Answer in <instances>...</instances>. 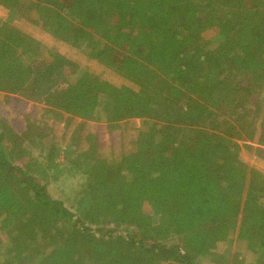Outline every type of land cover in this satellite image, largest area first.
<instances>
[{
  "label": "trees",
  "instance_id": "16d2710c",
  "mask_svg": "<svg viewBox=\"0 0 264 264\" xmlns=\"http://www.w3.org/2000/svg\"><path fill=\"white\" fill-rule=\"evenodd\" d=\"M0 16V92L146 128L115 167L34 159L22 143L45 128L0 120V264H264V0H0Z\"/></svg>",
  "mask_w": 264,
  "mask_h": 264
},
{
  "label": "crops",
  "instance_id": "0c3cea01",
  "mask_svg": "<svg viewBox=\"0 0 264 264\" xmlns=\"http://www.w3.org/2000/svg\"><path fill=\"white\" fill-rule=\"evenodd\" d=\"M0 17L3 18L2 16ZM25 107L33 111L25 112ZM38 107H40L39 110L37 109ZM69 118L71 117L65 114H61L59 118L53 117L49 112L48 106L34 105L33 102L18 95L0 92V120L9 125L10 129L22 135L28 130L29 126L35 125V127L45 128V136L39 143L38 148H35L32 153L35 158H42L52 148H55L61 150V157L63 152L67 150L73 151L74 155L95 152L98 160H105L108 164L115 165L126 156L137 152L141 134L146 131L145 125L142 130L140 121L142 119L140 118L123 120L120 122V127L112 129L108 125V129H105L103 124L93 122H87L83 126L81 124L83 122L80 119L75 118L71 122L68 120ZM136 121H140V126L135 124L137 123ZM131 124H135L137 127L127 126ZM130 136L132 140H128ZM74 137H76L77 141ZM106 143L109 144L107 150L110 154L109 156H104ZM254 145L257 144H253V147L257 148ZM26 148L27 145L25 146ZM134 150L135 152H133Z\"/></svg>",
  "mask_w": 264,
  "mask_h": 264
},
{
  "label": "rangeland",
  "instance_id": "374dc122",
  "mask_svg": "<svg viewBox=\"0 0 264 264\" xmlns=\"http://www.w3.org/2000/svg\"><path fill=\"white\" fill-rule=\"evenodd\" d=\"M17 25H20V22H18L17 21ZM36 103H34V105H35ZM26 108V107H25ZM39 108L40 107H38L37 109L39 110ZM31 111H33V110H29L28 108H26V110H25V112H31ZM141 121V124H142V130H143V126H144V124H143V120H140ZM140 121H136L137 123H135V124H137L138 126H140L139 125V122ZM11 123V122H10ZM12 124V123H11ZM135 124H131V125H127L128 127H137ZM104 125V124H103ZM9 126V125H8ZM121 126H123V125H121ZM104 127H105V129H108V127H107V125H104ZM117 127H120V123L118 124V126ZM138 129L140 130V128L138 127ZM138 130V131H139ZM128 140H132V137L130 136V138H128ZM246 143H250V142H246ZM107 144V146H106V150L104 151V156H109L110 154L107 152V150H108V148H109V144L108 143H106ZM26 145H28V147L26 148V151L27 152H34V148H32V145L30 144V142H24V143H22V147L23 148H25V146ZM255 147H258V148H260V150H262L263 152H264V145L263 146H258V145H254ZM21 147V149H23ZM129 148V147H128ZM255 149V148H254ZM23 150H25V149H23ZM120 152V151H119ZM133 152H135V150L133 151ZM254 152V151H253ZM103 156V155H102ZM103 156V157H104ZM31 157L32 158H34V159H38V158H35V157H33V154H31ZM61 157V156H60ZM62 158V157H61ZM105 158V157H104ZM255 158V159H254ZM100 159H102V158H100ZM246 160L248 159V164H250L252 161L254 162V161H257L258 162V160H259V158H258V156L255 154V153H251V155H250V158H245ZM124 160V159H123ZM123 160L121 161V162H119V163H116L115 165H112V166H115V167H118V166H120V165H122V163H123ZM262 163L264 164V162L262 161ZM77 173V177H75L74 179H73V181L74 182H66L65 184H64V189L63 190H65L64 191V193L66 194V196H70V197H72L73 195H74V191H73V189H75V188H73V186H75V181L76 182H79V181H81L82 179L80 178V175H81V171H77L76 172ZM67 181V180H66ZM63 182V176H62V178H61V180H60V182L59 181H57V182H54V183H51V184H49V186H48V190L50 191V193L53 195V197L54 198H58V197H60L59 196V193H58V190L61 188H63L62 187V183ZM76 191V190H75ZM225 248H227V252H226V254L225 255H227V256H231V255H233V254H235L236 252H240V253H242L243 254V257L245 256V251H246V247L245 246H236V245H231V246H226ZM224 249V248H223ZM222 249V250H223ZM245 249V250H244ZM222 250H221V252H222ZM213 251H215V250H213ZM224 252H225V250H224ZM223 253V252H222ZM247 254V253H246ZM238 260H240V258H238ZM243 260H245V259H243ZM245 264H251V262H252V259L251 258H247L245 261Z\"/></svg>",
  "mask_w": 264,
  "mask_h": 264
}]
</instances>
